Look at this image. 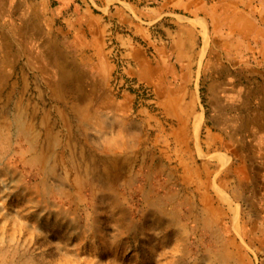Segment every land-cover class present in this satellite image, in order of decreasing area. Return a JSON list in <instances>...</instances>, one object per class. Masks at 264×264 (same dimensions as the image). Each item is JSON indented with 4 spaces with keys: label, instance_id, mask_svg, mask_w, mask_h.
Instances as JSON below:
<instances>
[{
    "label": "rangeland",
    "instance_id": "rangeland-1",
    "mask_svg": "<svg viewBox=\"0 0 264 264\" xmlns=\"http://www.w3.org/2000/svg\"><path fill=\"white\" fill-rule=\"evenodd\" d=\"M41 10L0 0V264H264V141L229 112L248 86L235 77L261 63L176 17L201 29L186 106L164 110L134 78L149 99L116 93L111 76L113 103L132 96L127 116L147 122L110 121Z\"/></svg>",
    "mask_w": 264,
    "mask_h": 264
},
{
    "label": "crops",
    "instance_id": "crops-1",
    "mask_svg": "<svg viewBox=\"0 0 264 264\" xmlns=\"http://www.w3.org/2000/svg\"><path fill=\"white\" fill-rule=\"evenodd\" d=\"M210 1L27 0V3L33 9L41 8L42 14L46 12L47 25L61 32L66 37L64 46L80 55L84 63L82 70L101 88L103 104L98 105L97 110H109L110 121L113 118L140 126L147 119L127 116L132 109V96L124 98L120 106L111 99L109 87L113 67L105 51L107 36L113 30H120L113 39L135 65L126 71L127 76L152 87L157 103L164 110H178L187 104L185 96L194 79L193 62L198 56L196 48L201 29L187 21L175 23L173 30L167 24L174 23L176 17L188 21L204 19L209 25V47H220L232 60L261 63L258 70H246L248 73L242 70L235 77L241 81L244 78L248 86L240 108L232 105L229 112L233 122L239 123L240 128L245 126L242 131L252 134L257 129L255 133L259 137L256 140L264 141V3L258 4L257 0ZM154 29L161 32L159 40L153 38ZM147 50L151 51L152 58ZM232 92L241 93L240 88ZM239 116L243 119L238 121ZM135 142L140 149L141 136Z\"/></svg>",
    "mask_w": 264,
    "mask_h": 264
},
{
    "label": "built area",
    "instance_id": "built-area-1",
    "mask_svg": "<svg viewBox=\"0 0 264 264\" xmlns=\"http://www.w3.org/2000/svg\"><path fill=\"white\" fill-rule=\"evenodd\" d=\"M118 32L120 30H113L106 38V53L108 61L113 67L112 88L116 93L132 92L138 100L149 99L152 95L150 89L129 78L126 74L130 62L126 58L124 49L113 39V35Z\"/></svg>",
    "mask_w": 264,
    "mask_h": 264
},
{
    "label": "bare ground",
    "instance_id": "bare-ground-1",
    "mask_svg": "<svg viewBox=\"0 0 264 264\" xmlns=\"http://www.w3.org/2000/svg\"><path fill=\"white\" fill-rule=\"evenodd\" d=\"M254 117H255V116H254ZM255 118H256V117H255ZM262 122H263V121H262ZM253 125H254V124H253ZM249 127H250V126H249ZM255 130H257V129H254V131H255ZM248 133H249V132H248ZM253 136H254V134H253ZM255 136H256V135H255ZM256 139H257V138H256ZM253 140H254V139H253ZM247 142H248V140H247Z\"/></svg>",
    "mask_w": 264,
    "mask_h": 264
}]
</instances>
